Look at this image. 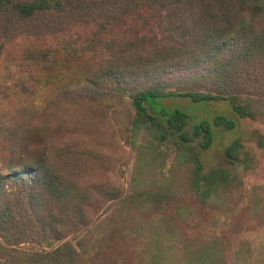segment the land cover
Returning <instances> with one entry per match:
<instances>
[{
    "label": "trees",
    "instance_id": "16d2710c",
    "mask_svg": "<svg viewBox=\"0 0 264 264\" xmlns=\"http://www.w3.org/2000/svg\"><path fill=\"white\" fill-rule=\"evenodd\" d=\"M1 62L0 264H264V186L237 170L258 157L237 138L233 169L201 158L236 122L188 132L184 110L156 104L227 101L264 123V0H0ZM51 101L130 148L127 186L82 184L62 148L33 143L40 125L16 119Z\"/></svg>",
    "mask_w": 264,
    "mask_h": 264
},
{
    "label": "rangeland",
    "instance_id": "374dc122",
    "mask_svg": "<svg viewBox=\"0 0 264 264\" xmlns=\"http://www.w3.org/2000/svg\"><path fill=\"white\" fill-rule=\"evenodd\" d=\"M161 30L156 27V34L161 38ZM150 34L154 35L150 31ZM20 47L10 46L4 58L16 56ZM3 62L0 63L2 68ZM0 68V69H1ZM157 106L167 107L169 110L182 109L189 116L190 121L187 131L191 132L192 125L203 119L212 121L217 115H224L228 119L236 122L234 129L228 130L225 127L213 126L214 139L211 146L206 150H201V158L204 164V172L207 173L216 167H226L233 169L228 163L224 150L233 140L240 138L258 157L257 168L244 172L238 167V172L243 175L244 182L248 188L256 185L264 186V151L257 147L256 138L259 133L264 135V123L254 122L249 119L240 118L227 101H203L192 102L188 98H161ZM42 111H35L29 116L30 112L19 115L16 121L22 123L23 127L31 122L40 128L34 130L35 139L33 143L45 145L49 149L60 147L63 149L65 159L69 163V168L76 171L79 181L82 184H128L130 167L134 155L125 143L115 140L109 130V126L99 121L83 123V118L73 121L70 117L72 112L65 113L62 108L57 107L52 101L42 105ZM8 122L9 119H6ZM35 140V141H34ZM1 146V145H0ZM104 155L103 160L96 158L95 154ZM94 154V155H93ZM108 156L110 158H108ZM96 158V160H95ZM65 167V163H62ZM67 168V167H65ZM124 171V176L120 174ZM92 184V185H94ZM249 219L247 215L240 218L242 228H252L258 226L259 221ZM253 223V224H252ZM256 227L253 228V230ZM255 243L264 242V233L253 232ZM234 244L231 245L230 250ZM234 249V248H233Z\"/></svg>",
    "mask_w": 264,
    "mask_h": 264
}]
</instances>
